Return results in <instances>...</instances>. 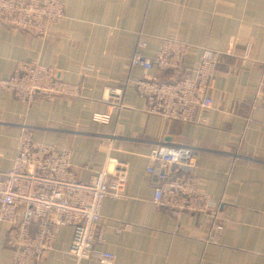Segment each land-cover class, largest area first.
<instances>
[{
    "label": "crops",
    "instance_id": "0c3cea01",
    "mask_svg": "<svg viewBox=\"0 0 264 264\" xmlns=\"http://www.w3.org/2000/svg\"><path fill=\"white\" fill-rule=\"evenodd\" d=\"M62 1L67 19L47 39L0 24V81L27 61L53 65L58 77L81 88L79 97L32 105L0 91V177L13 168L28 128L37 140L70 150L82 182L112 161L128 163L124 198L108 197L100 210L112 264H264V0ZM164 38L189 46L183 71L131 66L140 39L148 43L141 53L152 58ZM205 50L223 58L205 123L147 114L138 81H178ZM109 88L123 90L118 113L102 100ZM97 116L109 119L96 122ZM159 147L191 153L190 164L168 169L196 177L217 208L177 215L157 206V180L147 168ZM73 237L74 229L55 217L0 220V264H79L70 254Z\"/></svg>",
    "mask_w": 264,
    "mask_h": 264
},
{
    "label": "built area",
    "instance_id": "2783aa9c",
    "mask_svg": "<svg viewBox=\"0 0 264 264\" xmlns=\"http://www.w3.org/2000/svg\"><path fill=\"white\" fill-rule=\"evenodd\" d=\"M66 19L62 0H0V24L38 38L47 39L53 28ZM146 48L148 43L140 39L132 67L160 72L184 70L189 55L186 43L175 38L161 39L152 58L141 53ZM222 59L220 54L205 50L197 67L178 81L161 82L157 78L138 81L137 91L146 101V113L171 121L205 123L206 114L214 106L210 90ZM0 91L27 105L39 98L54 100L81 94L80 86L58 77L55 66L27 61L18 62L11 77L0 81ZM102 100L118 113L124 107L123 90L109 88ZM108 119L97 116L95 121L105 123ZM71 157L70 150L39 141L33 130L24 128L13 168L0 177V220L15 225L31 217H55L57 224L74 229L70 254L79 264L94 258L112 264L116 257L104 249L100 210L106 198H124L128 163L112 161L90 181L82 182L72 168ZM192 159L191 153L184 149L152 150L147 170L157 180L154 190L157 206L177 215L207 214L217 208L211 196L200 189L196 177L176 175L168 169L179 166L183 160L190 164Z\"/></svg>",
    "mask_w": 264,
    "mask_h": 264
}]
</instances>
